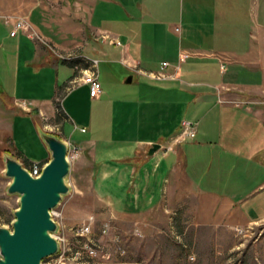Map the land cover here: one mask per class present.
<instances>
[{"label":"crops","instance_id":"0c3cea01","mask_svg":"<svg viewBox=\"0 0 264 264\" xmlns=\"http://www.w3.org/2000/svg\"><path fill=\"white\" fill-rule=\"evenodd\" d=\"M6 18L24 19V30L11 37ZM81 58L98 61L96 98L80 82ZM120 74L131 77L125 89ZM262 89L264 0H0V103L23 116L37 108L40 118L57 102L56 137L81 155L114 153L94 160L99 179L141 211L187 187L206 216L264 221V103L254 102ZM184 121L196 124L193 137ZM28 124L12 118L10 132L24 136ZM153 144L160 150L148 156ZM16 154L33 163L26 150Z\"/></svg>","mask_w":264,"mask_h":264},{"label":"rangeland","instance_id":"374dc122","mask_svg":"<svg viewBox=\"0 0 264 264\" xmlns=\"http://www.w3.org/2000/svg\"><path fill=\"white\" fill-rule=\"evenodd\" d=\"M105 65L100 66L101 81L107 80ZM126 79L120 74V87L124 89L128 87ZM78 83L70 82V86ZM261 95L254 102L264 103L263 92ZM43 109L40 118L37 108L31 116H23L0 103V227L12 229L13 212L19 206L18 196L6 194L10 180L3 177L4 157L16 159V152L26 150L31 162L47 158L46 163L50 154L42 142V133L62 137L59 124H64L63 109L57 102ZM16 117L29 123L24 136L14 137L12 125L10 132V120ZM65 131L69 133L70 128L66 126ZM114 155H81L70 148V194L53 211L58 223L54 237L59 251L42 264H264V221L244 224L238 219L239 225H229L226 220H216L215 215L206 216L204 199L187 187L170 201L149 205L147 211H141L138 205L131 207L128 191L112 194L109 180L99 179L104 170L94 160ZM108 166H103L105 177ZM86 227L88 232L82 234Z\"/></svg>","mask_w":264,"mask_h":264},{"label":"water","instance_id":"95a60500","mask_svg":"<svg viewBox=\"0 0 264 264\" xmlns=\"http://www.w3.org/2000/svg\"><path fill=\"white\" fill-rule=\"evenodd\" d=\"M130 82L131 77L126 83ZM41 139L50 159L38 177H33L17 159L4 157L3 177L10 180L6 194L18 196L19 206L13 212L12 229L0 227V264H42L59 251L54 237L58 223L51 212L70 194L69 144L45 132ZM159 150L160 145L153 144L148 156Z\"/></svg>","mask_w":264,"mask_h":264},{"label":"built area","instance_id":"2783aa9c","mask_svg":"<svg viewBox=\"0 0 264 264\" xmlns=\"http://www.w3.org/2000/svg\"><path fill=\"white\" fill-rule=\"evenodd\" d=\"M4 23L5 25H9L10 23H12L13 25V29L11 30L10 32V36L11 37H14L17 33V31L19 30H24L25 26H26V23H25V20L24 19H16V20H12L11 18H6L4 20ZM175 32H179V28H176L175 29ZM31 37V35L29 36ZM103 38H106V37H103ZM108 39V38H107ZM40 40V39H39ZM116 45H120L119 42H116ZM63 58L64 60H70L71 58H65V57H61ZM82 60L87 64V69H86V73L82 79L83 81V84L85 85H88L89 86V95L91 98H96L98 97V95L100 94V91H101V87H100V84H99V81H98V71H97V65H98V61L96 60H89V59H85V58H82ZM168 64L167 63H163L162 64V67H166ZM134 71L137 73V74H144V72L138 67H134L133 68ZM220 70L221 72H224L225 71V62H223L221 65H220ZM195 128H196V124L194 123H191V122H187V121H184L182 123V132L184 134H186L187 136L189 137H193L194 134H195ZM82 132H84V130H82ZM69 144V142H68ZM70 148H73L74 152L76 154L79 153V149L76 148V147H72L70 144H69V151H70ZM171 150V148H166V151H169ZM68 159H69V152H68ZM43 163H32L30 166L26 167L29 171V173L33 176V177H38L40 175V172H41V169L43 167ZM52 214V218H53V215H54V212H51ZM89 228L86 227L85 229L82 230V234H84L85 232H88Z\"/></svg>","mask_w":264,"mask_h":264},{"label":"trees","instance_id":"16d2710c","mask_svg":"<svg viewBox=\"0 0 264 264\" xmlns=\"http://www.w3.org/2000/svg\"><path fill=\"white\" fill-rule=\"evenodd\" d=\"M76 61H78L79 63L80 62H84L83 60H82V58L81 59H76ZM85 63V62H84ZM86 66H87V64H85Z\"/></svg>","mask_w":264,"mask_h":264}]
</instances>
